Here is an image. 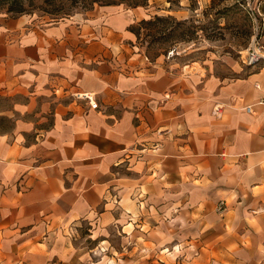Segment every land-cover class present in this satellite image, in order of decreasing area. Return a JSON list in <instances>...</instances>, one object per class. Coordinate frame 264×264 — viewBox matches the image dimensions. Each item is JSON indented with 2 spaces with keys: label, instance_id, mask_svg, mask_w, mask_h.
<instances>
[{
  "label": "crops",
  "instance_id": "obj_1",
  "mask_svg": "<svg viewBox=\"0 0 264 264\" xmlns=\"http://www.w3.org/2000/svg\"><path fill=\"white\" fill-rule=\"evenodd\" d=\"M147 13L0 18V264H264V62L149 60Z\"/></svg>",
  "mask_w": 264,
  "mask_h": 264
},
{
  "label": "rangeland",
  "instance_id": "obj_2",
  "mask_svg": "<svg viewBox=\"0 0 264 264\" xmlns=\"http://www.w3.org/2000/svg\"><path fill=\"white\" fill-rule=\"evenodd\" d=\"M112 2L119 0H15L0 4V18L48 23ZM141 7L152 23H136L135 44L152 61H201L210 72L231 76L237 65L249 72L243 54L256 34L264 43V0H148Z\"/></svg>",
  "mask_w": 264,
  "mask_h": 264
},
{
  "label": "built area",
  "instance_id": "obj_3",
  "mask_svg": "<svg viewBox=\"0 0 264 264\" xmlns=\"http://www.w3.org/2000/svg\"><path fill=\"white\" fill-rule=\"evenodd\" d=\"M245 52L246 53L243 54V63L245 66H255L264 62V43H261L258 34L254 36L250 47H248ZM84 97L89 100L91 107L97 108L98 103L93 101V95L87 94ZM216 110L219 111V108L216 107ZM247 110L251 111L252 107L248 106ZM225 208L226 203L224 201H220L217 209L219 211H223Z\"/></svg>",
  "mask_w": 264,
  "mask_h": 264
},
{
  "label": "trees",
  "instance_id": "obj_4",
  "mask_svg": "<svg viewBox=\"0 0 264 264\" xmlns=\"http://www.w3.org/2000/svg\"><path fill=\"white\" fill-rule=\"evenodd\" d=\"M12 1H15V0H0V4L8 3V2H12ZM93 1H97V0H93ZM123 1H129V3L132 5L131 8H133V7H139V6H144L148 2V0H119V2H112V3L103 4V5L123 4L122 3ZM127 7H130V6H127ZM23 10L24 9H23V6L22 5L19 6L18 9H17L18 12H22ZM156 18L157 19H162L159 16H157ZM141 22L142 23H148V24L152 23L151 20H145V19H143ZM131 29L133 30V32L137 33L136 23L131 26Z\"/></svg>",
  "mask_w": 264,
  "mask_h": 264
}]
</instances>
